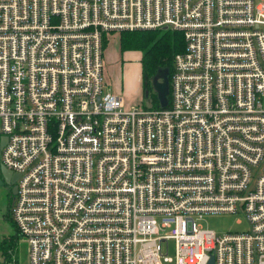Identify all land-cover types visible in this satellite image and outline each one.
Instances as JSON below:
<instances>
[{"label": "built area", "instance_id": "1", "mask_svg": "<svg viewBox=\"0 0 264 264\" xmlns=\"http://www.w3.org/2000/svg\"><path fill=\"white\" fill-rule=\"evenodd\" d=\"M157 30L169 105L126 104L105 39ZM0 164L28 264H264V0H0Z\"/></svg>", "mask_w": 264, "mask_h": 264}, {"label": "rangeland", "instance_id": "2", "mask_svg": "<svg viewBox=\"0 0 264 264\" xmlns=\"http://www.w3.org/2000/svg\"><path fill=\"white\" fill-rule=\"evenodd\" d=\"M121 35L115 33L107 38L104 68L107 88L123 100L126 99L125 94H132L128 92L133 89L132 92H135L138 98L142 100L137 104L144 108H150V105L155 107L156 103L153 102L152 95L155 94L153 80L157 72L148 76L147 80L145 79L143 53L138 50L124 52L120 44ZM145 81H147V86ZM12 196L8 185L6 183L0 184V249L3 250L7 244L13 243V247L18 249L17 257L20 262L28 264V244L18 236L17 228L11 217ZM197 222L206 229L215 230L220 235L229 231H243L247 228L246 219L241 213L207 214L203 219H198ZM164 250L166 251L165 244ZM168 251L170 256H175L176 244L174 240H169Z\"/></svg>", "mask_w": 264, "mask_h": 264}, {"label": "trees", "instance_id": "3", "mask_svg": "<svg viewBox=\"0 0 264 264\" xmlns=\"http://www.w3.org/2000/svg\"><path fill=\"white\" fill-rule=\"evenodd\" d=\"M120 34H122L120 40L121 49L124 52L138 50L143 53V70L146 75V80L148 76L154 75L156 72L158 73L159 70L166 68L170 70L171 79L173 73L172 60L177 54L185 50V40L182 33L172 30H157L122 32ZM106 42L107 39H105V48ZM145 82L147 86V81ZM152 98L153 102L156 103L155 107H159L157 94H153ZM12 247L13 243H9L3 250L0 249V251L6 254L9 253L8 251Z\"/></svg>", "mask_w": 264, "mask_h": 264}, {"label": "water", "instance_id": "4", "mask_svg": "<svg viewBox=\"0 0 264 264\" xmlns=\"http://www.w3.org/2000/svg\"><path fill=\"white\" fill-rule=\"evenodd\" d=\"M153 88L157 94L160 106L166 109L169 105V94H170V70L168 68L161 69L158 71L153 80ZM7 139L5 138L2 142L1 148L5 146ZM19 175L9 171L3 164H0V184L6 183L8 186L13 185V194H17V182ZM214 257L211 258L209 264H214Z\"/></svg>", "mask_w": 264, "mask_h": 264}, {"label": "crops", "instance_id": "5", "mask_svg": "<svg viewBox=\"0 0 264 264\" xmlns=\"http://www.w3.org/2000/svg\"><path fill=\"white\" fill-rule=\"evenodd\" d=\"M132 90L133 89H130L129 90V92L128 93H132V94H128V95H126L125 94V97H126V99L124 100L127 104H131V105H133V104H137V103H139V102H142V100H141V98H138V96L136 95V93L135 92H132ZM135 93V94H134ZM124 97V98H125ZM136 102V103H135Z\"/></svg>", "mask_w": 264, "mask_h": 264}, {"label": "flooded vegetation", "instance_id": "6", "mask_svg": "<svg viewBox=\"0 0 264 264\" xmlns=\"http://www.w3.org/2000/svg\"><path fill=\"white\" fill-rule=\"evenodd\" d=\"M8 188H10V190H11V192H12V194H13V189H14V186L13 185H11V186H8ZM18 191V190H17ZM13 196H15L14 194H13Z\"/></svg>", "mask_w": 264, "mask_h": 264}]
</instances>
